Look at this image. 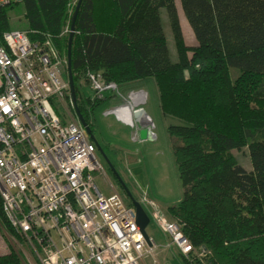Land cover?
Masks as SVG:
<instances>
[{
  "label": "trees",
  "instance_id": "trees-1",
  "mask_svg": "<svg viewBox=\"0 0 264 264\" xmlns=\"http://www.w3.org/2000/svg\"><path fill=\"white\" fill-rule=\"evenodd\" d=\"M176 1L194 41L186 42L173 21V63L160 11L176 17ZM77 3L22 0L1 8L0 40L13 31L9 11L22 5L30 41L50 44L67 60ZM71 74L77 107L91 130L103 102L93 103L87 90L95 79L118 88L155 81L163 115L176 121L167 131L183 199L166 212L193 248L181 254L183 264H264V0H83ZM65 102L73 106L70 92ZM244 150L251 171L235 157ZM2 203L0 196V226L10 230ZM0 264L20 263L8 252L0 253Z\"/></svg>",
  "mask_w": 264,
  "mask_h": 264
},
{
  "label": "built area",
  "instance_id": "built-area-1",
  "mask_svg": "<svg viewBox=\"0 0 264 264\" xmlns=\"http://www.w3.org/2000/svg\"><path fill=\"white\" fill-rule=\"evenodd\" d=\"M20 3L0 0V9ZM66 67L25 32L0 40V196L11 231L0 226L1 235L20 264H145L156 246L142 237L134 206L98 190L95 144L57 112L69 95ZM160 220L180 253H192L179 228Z\"/></svg>",
  "mask_w": 264,
  "mask_h": 264
},
{
  "label": "rangeland",
  "instance_id": "rangeland-1",
  "mask_svg": "<svg viewBox=\"0 0 264 264\" xmlns=\"http://www.w3.org/2000/svg\"><path fill=\"white\" fill-rule=\"evenodd\" d=\"M175 6L177 15L175 14L176 17L174 18L169 15L167 9L160 11L168 42L169 57L173 63L178 60L175 34L172 27L173 21L181 25L186 42L194 41L181 1H176ZM73 13L74 8L71 17ZM9 19L11 30L28 32L25 27L22 5L9 11ZM64 58L62 59L66 61ZM235 76H238L236 71L233 72V77ZM88 89L93 103L103 99L102 104L94 110L91 119V131H93L92 133L99 145L97 158L104 171V174L95 177L96 187L103 195L108 197L118 194L125 204H130L123 187L110 168L112 165L129 193L143 206L151 219L147 234L156 247L145 256V264H183L181 253L174 244L172 235L167 233L160 224V218L164 215L167 223L175 225L169 219L166 210L182 201L183 187L175 161L174 143L167 131L170 125L176 124V121L163 115L155 81L153 79L141 80L118 88L115 86L105 87L101 80L95 79L91 89ZM138 92H143L146 95L145 102L140 107L133 108L132 106L131 109H141L150 119L153 139H141L143 128L139 126H137L135 133L130 134L128 132L130 125L121 120L115 113L122 107H130L132 105L131 93ZM103 96L109 99L106 100ZM72 108L71 103L64 101L63 105L57 109L58 114L65 122H78V119L73 117ZM235 157L241 166L251 171L252 167L247 150L235 153ZM1 227L0 253L12 252L1 235Z\"/></svg>",
  "mask_w": 264,
  "mask_h": 264
},
{
  "label": "water",
  "instance_id": "water-1",
  "mask_svg": "<svg viewBox=\"0 0 264 264\" xmlns=\"http://www.w3.org/2000/svg\"><path fill=\"white\" fill-rule=\"evenodd\" d=\"M82 3H83V0H78L76 9H75V12L73 15L72 23L70 26L69 44H68V52H67L68 83H69L70 95L72 98L73 107H74L76 115H77V119H78L79 123L81 124L83 130L85 131L86 135L88 136V138L98 147L99 145L97 143L95 136L93 135L88 124L85 122V120L81 116V113L77 107L74 80H73V76L71 74L72 43H73L74 35L76 33V22H77V18H78ZM141 139H144L142 137V133H141ZM110 168H111L112 172L114 173L115 177L117 178L118 182L120 183L121 187H123V189L126 191L128 197H129L130 203L134 206L135 212H136V224L140 230L142 237L144 238V240L146 241L148 246L151 247L152 246L151 239L149 238V236L147 234V228L149 227V225L151 223V219H150L148 213L143 208V206L132 197V195L127 190L125 184L123 183L121 177L115 171V169L112 167V165H110Z\"/></svg>",
  "mask_w": 264,
  "mask_h": 264
},
{
  "label": "bare ground",
  "instance_id": "bare-ground-1",
  "mask_svg": "<svg viewBox=\"0 0 264 264\" xmlns=\"http://www.w3.org/2000/svg\"><path fill=\"white\" fill-rule=\"evenodd\" d=\"M145 98H146V95L143 92L134 93L132 95V105H130V107L129 106L122 107V108L116 110L115 113L121 120H124L125 122L128 123V125H130L129 129H130L131 134L135 133L137 126H139V127L143 128V130L141 132L143 138L153 139L154 135L152 133V123H151L150 119L144 114V112L141 109H139V110L138 109L137 110L131 109L132 106H133V108H135V107L138 108L141 105H143L145 102ZM62 121H64V120L62 119ZM78 123H79V121H78ZM96 148H97V146H96Z\"/></svg>",
  "mask_w": 264,
  "mask_h": 264
},
{
  "label": "flooded vegetation",
  "instance_id": "flooded-vegetation-1",
  "mask_svg": "<svg viewBox=\"0 0 264 264\" xmlns=\"http://www.w3.org/2000/svg\"><path fill=\"white\" fill-rule=\"evenodd\" d=\"M124 191H125V190H124ZM124 193L126 194V197H127V199L129 200V197H128V195H127L126 191H125ZM129 202H130V200H129Z\"/></svg>",
  "mask_w": 264,
  "mask_h": 264
},
{
  "label": "crops",
  "instance_id": "crops-1",
  "mask_svg": "<svg viewBox=\"0 0 264 264\" xmlns=\"http://www.w3.org/2000/svg\"><path fill=\"white\" fill-rule=\"evenodd\" d=\"M131 94H133V93H131ZM155 244V243H154Z\"/></svg>",
  "mask_w": 264,
  "mask_h": 264
}]
</instances>
